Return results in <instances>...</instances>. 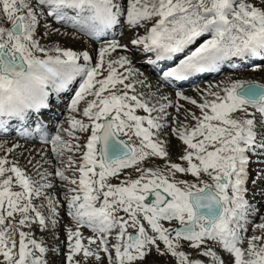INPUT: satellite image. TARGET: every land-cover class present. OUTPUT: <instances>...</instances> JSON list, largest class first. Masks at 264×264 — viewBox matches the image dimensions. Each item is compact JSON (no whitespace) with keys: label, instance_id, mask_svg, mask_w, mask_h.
Instances as JSON below:
<instances>
[{"label":"snow or ice","instance_id":"obj_1","mask_svg":"<svg viewBox=\"0 0 264 264\" xmlns=\"http://www.w3.org/2000/svg\"><path fill=\"white\" fill-rule=\"evenodd\" d=\"M66 9L75 15L69 16ZM45 15L89 36H103L126 25L133 37L128 43L116 38L107 41L93 62L87 50L43 45L37 33ZM140 29L143 35L138 34ZM52 33L59 29L46 27L43 35ZM205 34L211 38L189 50ZM130 46L154 53L150 65L172 62L159 69L166 84L219 73L232 58L264 62V0H0V118L23 121L30 113L49 110L78 83L67 105L75 115L62 131L77 141L76 133L87 134L83 145L59 132L51 138L42 135L64 167L54 173L38 171L39 181L27 176L17 161L0 157V264H57L61 255V264H88L90 259L102 264L105 257L108 264H143L153 250L176 257L178 264H203L178 251L182 240L199 249V255L210 257L212 264H264V215L253 224V231L258 229L261 235L248 237L247 247H241L248 216L259 215L246 194L253 157L257 163L264 162V83L229 77L204 89L203 102L176 91L177 99L196 105L201 116L191 113L196 124L190 129L175 117L176 126L170 127L166 109L175 107L179 113L183 106L171 102L149 106L135 89L137 83L150 87L147 78L140 79L144 74L129 55L112 58L113 53L130 52ZM130 77L135 81L126 83ZM136 109L148 115H137ZM153 111L161 115L152 117ZM5 125L6 120L0 119V129L6 131ZM44 127L37 122L36 131L43 132ZM168 132L181 142L179 159L187 162L186 167L170 161L171 141L160 138ZM122 136L129 141L135 136L138 143ZM81 149L85 150L77 157ZM156 157L166 161L165 170L151 166ZM129 168L139 173L137 178L121 179L122 171ZM177 173L193 180L177 179ZM257 174L264 178V171ZM53 175L73 186L63 195L66 214L75 222V229L65 228L63 253L59 246L38 241L31 231L35 225L42 232L52 230L53 240L59 239L56 231L63 205L59 193L53 196L46 191L56 188L48 179ZM17 185L19 191L14 190ZM149 196L154 199L146 203ZM34 199H43L46 205L38 207ZM45 206L47 215L41 211ZM161 221H177L179 227H164ZM81 228L98 235L84 237ZM114 229L117 242L110 248ZM213 245L231 261L218 255Z\"/></svg>","mask_w":264,"mask_h":264},{"label":"rangeland","instance_id":"obj_2","mask_svg":"<svg viewBox=\"0 0 264 264\" xmlns=\"http://www.w3.org/2000/svg\"><path fill=\"white\" fill-rule=\"evenodd\" d=\"M48 23L50 24V22H48ZM48 23H46V18L44 17L41 20V27L42 28H39V32L37 33V38H40L41 43L47 47H53L55 45H58L60 47L71 48V49L77 50L78 52L83 51V50H87V51H89V53L92 57L95 54V52H97V50L100 48V47H96L95 45L92 46V44H90V42L89 43L87 42L85 44V43H83L84 41L77 39L75 36L72 37L70 35L63 34L62 32H61L62 34L61 33H52L51 34L52 37L51 36H44L43 33L45 31V28L46 27L49 28ZM51 27H52V25H51ZM49 31H51V30L49 29ZM138 34L143 35L144 29H140ZM132 37H133V35H132ZM129 39H130V36H129ZM129 39L121 38L120 40L123 41V40H129ZM143 58L142 59L140 58V61H142V63H145L146 58L145 59H143ZM262 69L264 70V68H262ZM132 78H134V79H132V81L134 82L135 77H132ZM228 78H229V75H228L227 79ZM236 79H242V78L238 77ZM150 81L151 82L147 84V85L151 84L150 87L146 86V85H141L138 83L135 84L136 94H142L141 97L144 99L145 102H147L149 104V106H155L158 108L160 104H168L170 102L174 103L178 100L177 98L175 99L173 96H171L172 94H170V92L167 91L162 85H158L154 79L150 80ZM221 81H225V79H220L216 83H219ZM201 86L202 85H198L197 87L200 88ZM208 86L209 85H207V87ZM204 89H206V88H204ZM204 89H202V90L204 91ZM203 91L199 92V93L196 91V92L187 94L186 96H189L193 99H196L198 102H203V95H202ZM163 96H167L168 100H162L161 97H163ZM88 99H91V98L88 97ZM209 99H211V97H209ZM171 100H173V101H171ZM178 101L174 104H179V105H182L183 107L181 108L179 113H177L175 107L167 108L166 112L169 115L167 116L166 122L169 124L170 127H175L176 125L172 123V120L175 117V118H177L178 123H181V124L187 126L189 129L194 127L196 124V121L192 119L191 113H194L196 116H201L200 109L196 105H192L189 102L183 103L185 101H179V102ZM83 106L84 105L82 103L81 107H83ZM71 115H75V114L70 113V111L67 110L66 113L64 114V118H62L61 120L58 121V126H57L56 130L53 131L54 136L59 132V134L62 135L64 137V139L72 140L71 137H68L67 134L62 131V129H67L70 127L69 123H68V125H66V121L69 120V117ZM151 115H152V117H159L161 114L158 111H153V113ZM77 118L79 119L82 117L77 115ZM85 122H87L86 119H85ZM156 131L157 130H154V132H156ZM76 135H78L81 138L84 134L78 132V133H76ZM173 137H175V136H171L170 132H168L165 135H162V138L169 139L171 141L170 161L172 163H181L182 160H180L179 157L182 154V152H181L182 144L176 137H175L176 140ZM121 138H123L124 140L127 139V137H125V136H123ZM79 141H80V139L78 141L72 140V142H74V143H78ZM5 143L8 145H6ZM0 145H3V148L0 149V157L7 155L8 159L10 161H17L19 163V166L22 168V170L25 171L26 175L29 176L34 181L40 180V177L37 175L38 171H43L44 169H47L49 172L54 173L56 168L64 167V165L59 164V162L57 161L55 156L52 159L51 154H49V151L52 154H54L52 151V145H50V147L45 146L44 148H42L43 146L39 147L35 144H27L24 142L23 143H19V142L16 143V142L10 141V140L6 141L5 139L0 140ZM14 145H19V147L14 148V150L11 153H8L6 150L8 148H12ZM65 155L66 156L71 155V153L66 152ZM256 159L257 158L254 156L253 162H255ZM45 160H50V161L52 160L51 164L44 163ZM29 161H31V163H29ZM184 162L186 163V166H187V162L186 161H184ZM78 163H79V160H78ZM260 165H262V164L260 163ZM151 166L152 167H158L162 170H165L166 161L156 157V158H153ZM255 173H257V171L252 172L251 169L249 170V179H248L247 184H249V185L253 184V180H255L256 183H259V184H261L264 181V178H261L260 176L256 177ZM66 175L72 176L73 173L72 172H66ZM75 175L78 177L79 173L77 172V174H75ZM120 175H121V179H128V178L135 179V178H137L139 173H136L133 169H126L124 172L122 171V173ZM176 178L177 179L193 180V177H190L187 179V178H183V177H178L177 175H176ZM205 178L207 179V177H205ZM48 179L51 180V182L56 185V188L46 190V191L48 192L49 195H53V196L56 195L57 193H59V197L61 198V203L63 205L64 191L68 187H73V186L70 184H66L64 182H61L59 180V178L55 177L54 175L50 176ZM111 182L112 183H119V181L115 180V179H112ZM62 183H63V188L61 187ZM255 187H258V185H256ZM257 189H258V191L256 192ZM257 189L252 192L251 196H249L248 193L246 194V199H248L249 203L253 207L258 206L259 215H257L256 213H253V214L248 216L249 223L246 225L247 231L241 233V235L245 237V242L241 245V247H245V248L247 247V238L248 237H250L252 235H261V233L258 229L255 232L253 231V224L260 223L259 217H260V215H264V206H263L264 200H260V201L257 200V199L262 197L261 193H260L262 191L260 190V187H258ZM14 190L19 191L20 190L19 186L17 185L14 188ZM248 190H250V188H248ZM251 198H256V201L251 203V201H250ZM257 202H258V205H257ZM261 202H263V203H261ZM33 203L38 207L41 204L46 205V201H44L43 199H34ZM64 203H65V205H63V207L60 208L61 224L58 226V230L56 231V235L59 237L58 240H56V241L53 240L52 230H49L48 232H42L39 229V227L35 226V225L33 226L32 230H31L34 234V237L38 241L43 240L45 242V244L47 246H50V247L51 246H59L61 253L66 251L65 245L63 243H61L62 241H65V239H66L65 228L72 226V228L75 229V222L71 221L70 217L67 216V214H66V211H67L66 202H64ZM146 203H150L149 199L146 201ZM254 203H255V205H254ZM259 204H262V205L260 206ZM96 206L97 207L100 206L99 202H97ZM41 211L45 215H47V207L46 206L41 208ZM119 215L123 216L125 219H127V215L125 213L120 212ZM67 218H69V219H67ZM18 219H19V215H17V220ZM68 220H70V222L72 223L71 226L66 225ZM143 223L145 224V227L147 228L148 227L147 222L143 221ZM161 223L164 225V227H169V228L179 227V224L177 221H172L171 223H169L167 221H161ZM24 230L28 231L27 228H25ZM116 231L117 230L114 229L113 232L111 233L110 237H109V247L110 248H111L112 244H115L117 242L116 236H115ZM128 231L131 233H135L136 230L129 228ZM81 232L83 233L84 237H90V236L98 235L97 233H93L92 230L89 228H81ZM149 232H150V229H149ZM84 242L87 243L86 240ZM93 247H95V245H93ZM160 247L164 248V245L162 242H160ZM212 247L214 248V250L217 252L218 255L222 256L224 259H226L228 261H231L232 258L227 253H225L222 248H220L219 246H216V245H213ZM178 251H184L188 255L189 260H197L198 259V260L203 261V264H212L210 257H205L202 255H199L200 250L191 248L189 246V242L182 240L181 241V247L178 249ZM102 255H104V254L102 253ZM113 256H114V251H113ZM62 260H63V256L61 255L57 259V264H61ZM88 264H95V261L90 259L88 261ZM102 264H108L106 257L103 260ZM136 264H141V262L138 261V262H136ZM143 264H178V259L176 257H172L170 254L159 255L155 252V250H153L152 254L147 258L146 261L143 262Z\"/></svg>","mask_w":264,"mask_h":264},{"label":"bare ground","instance_id":"obj_3","mask_svg":"<svg viewBox=\"0 0 264 264\" xmlns=\"http://www.w3.org/2000/svg\"><path fill=\"white\" fill-rule=\"evenodd\" d=\"M71 12H73V11H71ZM49 20H53V18H50ZM46 21H48V20H46ZM64 25H66L65 27L67 28L66 30L67 31H63V28H59V33H63V34H66V35H70V36H74L73 34H71L70 32H74V31H76L77 30V28H74V27H72V26H70L69 24H67V23H65ZM53 26V25H52ZM59 26V25H58ZM125 27H126V30H125V34H124V36H126L127 37V39H129V36H130V38H132V31L125 25ZM40 28H42L41 26H40ZM50 30L51 29H53V28H49ZM55 29V28H54ZM61 33V34H62ZM204 36H206V34L204 35ZM204 36L203 37H201L198 41H197V43L200 41V40H203L202 38H204ZM210 36L211 35H208V37L210 38ZM51 37H52V35H51ZM76 37V36H75ZM76 38H78L79 40H84V38H83V36H78V37H76ZM83 43H85V42H83ZM123 43H126V40L123 42ZM196 45H192V46H190V49L189 50H191L192 48H194ZM130 47H132V46H130ZM131 51H132V53H128V52H119V53H113L112 54V58L113 59H115V58H118V55H129L130 56V58L132 59V61H133V65H134V67H136V68H138L139 70H140V72H142L144 75L142 76V77H140V79H144V78H147V84L148 83H150L151 81V79H149V75L148 74H154V72L156 71H150L149 69H147L146 67H141V65H140V63H139V61H138V57H137V50H134V49H131ZM95 57H96V54H95ZM249 62V61H248ZM247 61H245L244 62V60H240L239 61V66H238V68H232L230 71H232L233 72V74H231V75H229V77L231 78V79H233V80H235L236 78H238V77H241L242 79H255V80H258L259 82H261V83H264V70L262 69V68H264V66H261V68L259 69V70H254V67L252 68V69H250V68H248L252 63H256V64H260V61H253V62H250V63H248ZM146 68V69H145ZM226 69V66H224V70ZM118 71L119 72H124L125 70L123 69V68H118ZM222 72V71H221ZM221 72H219V73H217V74H215V75H207V76H203V77H209V78H213V77H215V76H217V75H219V74H221ZM125 75H127V73L125 72ZM236 76V77H235ZM228 77V76H227ZM227 77H225V78H220V79H227ZM132 79H134V78H132V77H130V80L129 81H126V83L127 82H130V81H132ZM136 79V78H135ZM206 78H204V79H202V77H198L196 80H195V84H198L199 82H201V81H203V80H205ZM220 79H217V80H213V81H210V82H208V83H205V84H203L200 88H198V87H196V88H193L194 90H192V91H189V92H183V94L184 95H187V94H190V93H193V92H202L203 90L202 89H204V88H207V85H214L218 80H220ZM78 81H79V78H78ZM133 82V81H132ZM193 83V84H194ZM76 85V84H75ZM74 85V86H75ZM151 85V84H150ZM136 89V88H135ZM182 92V91H181ZM175 93L176 92H174V93H170V94H172V96L176 99L177 97H176V95H175ZM129 94H132L131 92L129 93ZM172 97V98H173ZM91 98V97H90ZM142 100H144L142 97H140ZM171 101H173V100H171ZM178 101V100H177ZM176 101V102H177ZM179 101H183V100H179ZM178 101V102H179ZM176 102H174V103H176ZM187 101H185V102H183V103H186ZM64 106H66V104L64 105ZM153 113V112H152ZM151 113V114H152ZM135 114H137V115H141V116H146V115H148V113H145L142 109H136V112H135ZM60 116V115H59ZM56 118H58V117H56ZM12 120V117H8V118H6V122H10ZM65 122V121H64ZM15 123L16 122H13V124L15 125ZM66 125H68V121H66ZM146 126V125H145ZM54 128H51V127H49V130H53ZM154 131V130H153ZM123 137V136H122ZM125 137H127V136H125ZM154 139H156L157 137L156 136H154L153 137ZM160 138H162V137H160ZM174 139H175V137H173ZM86 140H87V134H84L81 138H80V141L78 142V143H80V144H84L85 142H86ZM126 141H128L129 143H138V139L135 137V136H132V139L129 141L128 140V137H127V139H125ZM176 140V139H175ZM7 141V140H6ZM9 141V140H8ZM9 143V142H8ZM74 143V142H73ZM3 144V143H2ZM6 144V143H5ZM6 145H8V144H6ZM24 147V146H23ZM47 147H50V146H48L47 145ZM37 148V147H36ZM83 151H84V149H81V151L80 152H78L77 154H76V156L77 157H79V156H81L82 155V153H83ZM49 154H51V157H52V159L54 158V154H52L50 151H49ZM47 156V155H46ZM49 156V155H48ZM262 160H264L263 158H261ZM52 161V160H51ZM57 162V161H56ZM182 166H185L186 167V163L184 162V161H182L181 163H180ZM261 164L262 165H260V163H253L252 164V172L254 171V172H256L257 171V173L258 172H260V171H264V162H261ZM129 169H131V168H129ZM250 169V168H249ZM126 170V169H125ZM125 170H123V172L125 171ZM257 173H255L256 174V177H259L258 176V174ZM75 174H77V173H75ZM178 177H183V178H190L191 177V175H188V174H182V173H177L176 174ZM256 185H258V187H260V190L261 191H264V181L261 183V184H259V183H255V184H250V185H248V188H250V190H248V195L249 196H251L252 195V192L254 191V190H256L258 187H255ZM16 187V186H15ZM258 191V189L256 190V192ZM261 193V192H260ZM262 197L261 198H259V199H257L258 201H260V200H264V195H261ZM149 198H150V196H149ZM250 201H251V203H253V202H255L256 201V198H251L250 199ZM261 203H263V202H261ZM63 205H65V203L63 202ZM254 205H255V203H254ZM257 205H258V202H257ZM260 206L262 205V204H259ZM264 206V205H263ZM258 207V206H257ZM263 210V209H262ZM67 219H69V218H67ZM66 225H72V223L70 222V220H68L67 221V224ZM72 227V226H71Z\"/></svg>","mask_w":264,"mask_h":264}]
</instances>
